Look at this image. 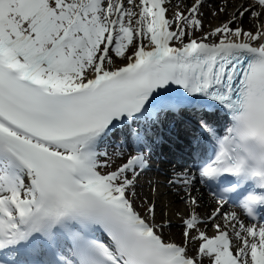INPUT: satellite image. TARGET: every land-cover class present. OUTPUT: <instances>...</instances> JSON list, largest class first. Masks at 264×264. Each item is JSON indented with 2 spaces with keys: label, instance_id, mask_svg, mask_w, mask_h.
I'll list each match as a JSON object with an SVG mask.
<instances>
[{
  "label": "snow or ice",
  "instance_id": "snow-or-ice-1",
  "mask_svg": "<svg viewBox=\"0 0 264 264\" xmlns=\"http://www.w3.org/2000/svg\"><path fill=\"white\" fill-rule=\"evenodd\" d=\"M0 264H264V0H0Z\"/></svg>",
  "mask_w": 264,
  "mask_h": 264
},
{
  "label": "bare ground",
  "instance_id": "bare-ground-1",
  "mask_svg": "<svg viewBox=\"0 0 264 264\" xmlns=\"http://www.w3.org/2000/svg\"><path fill=\"white\" fill-rule=\"evenodd\" d=\"M160 170L166 171L165 174H164V176L163 177H157V178L156 177H153V178H151V180L157 181L158 183L162 184L164 182V180H165V176L170 173L171 168H169L168 170H166V168H161V169H159V171ZM148 180H145L144 179L145 191L147 190V182H148ZM161 191H165V189L164 188H161ZM178 206L181 207V208L183 207V206H180V205H178ZM199 211L203 215L206 211H210V209H207L205 207H201Z\"/></svg>",
  "mask_w": 264,
  "mask_h": 264
},
{
  "label": "rangeland",
  "instance_id": "rangeland-1",
  "mask_svg": "<svg viewBox=\"0 0 264 264\" xmlns=\"http://www.w3.org/2000/svg\"><path fill=\"white\" fill-rule=\"evenodd\" d=\"M146 178H147V177H146ZM172 231H173L174 233H176L177 236H178V229H175V228H174Z\"/></svg>",
  "mask_w": 264,
  "mask_h": 264
}]
</instances>
